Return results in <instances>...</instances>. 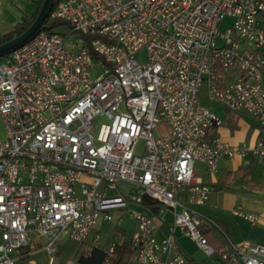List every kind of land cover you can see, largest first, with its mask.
<instances>
[{
	"label": "built area",
	"instance_id": "built-area-1",
	"mask_svg": "<svg viewBox=\"0 0 264 264\" xmlns=\"http://www.w3.org/2000/svg\"><path fill=\"white\" fill-rule=\"evenodd\" d=\"M47 20L68 32L40 31L0 65V264L24 259L32 236L46 239L50 255L63 236L81 243L143 197L173 223L158 237L152 217L131 213L135 264H188L175 229L207 258L264 264L262 246L212 247L203 218L180 199L184 191L204 205L214 190L194 178L195 162L215 173L222 157L264 158V0H64ZM201 88L254 120V146L207 139L222 120L200 103ZM159 126L167 130L155 135ZM122 181L135 193L118 192ZM232 213L257 220L240 206Z\"/></svg>",
	"mask_w": 264,
	"mask_h": 264
},
{
	"label": "crops",
	"instance_id": "crops-1",
	"mask_svg": "<svg viewBox=\"0 0 264 264\" xmlns=\"http://www.w3.org/2000/svg\"><path fill=\"white\" fill-rule=\"evenodd\" d=\"M37 7L38 0H0V35L9 32L13 27L32 16ZM206 101L201 103L200 97V103L222 120L221 126L207 132L208 140L218 139L231 146L246 144L252 147L256 144L260 131L251 117L240 112H231L222 105L211 103L207 99ZM193 176L200 184L213 187L214 190L209 200L204 205L193 204L188 200L184 191L180 193V199L185 208L203 218L201 232L209 244L217 250L222 247L229 249L230 244L240 242L264 247V158H258L251 153L231 159L222 157L217 163L215 173L208 171L205 165L195 162ZM122 186L128 190L124 191ZM134 189L135 185L124 181L117 184V191L124 196L132 195L131 192H134ZM237 206L255 215L257 220L250 223L233 215L232 212ZM152 208H157L159 212L156 213ZM127 210L130 215L132 212H139L152 217L159 226L158 237L166 235L169 226L173 223L172 212L160 204L151 207L143 204L142 201L141 203L128 202L125 211H118L119 225L114 226L108 242L102 243L100 230L95 229L98 223H103L102 220L97 222L81 243L69 240L65 236L61 237L56 252L52 255L43 249L46 244L45 238L32 236L28 248L24 250L26 257L17 264H81L80 257L88 254L92 249L103 251L112 242L117 246L129 243L130 236L135 230L132 217V231L126 232L120 227ZM96 236L99 238L97 245H95ZM174 240L179 251L186 256L188 264H229L218 254L211 258H207L203 253L198 256L200 250L195 243L178 229L174 231ZM119 264H135V262L132 256L129 259H122Z\"/></svg>",
	"mask_w": 264,
	"mask_h": 264
},
{
	"label": "trees",
	"instance_id": "trees-1",
	"mask_svg": "<svg viewBox=\"0 0 264 264\" xmlns=\"http://www.w3.org/2000/svg\"><path fill=\"white\" fill-rule=\"evenodd\" d=\"M43 1L44 0H38L37 10L32 16H30L29 18L24 20L22 23L13 27V29L10 30L9 32H7L3 35H0V44H3L5 42L13 39L14 37L20 35L21 33H23L36 19L37 15L39 13V10L43 4ZM63 1L64 0H54L53 8H55L58 4H60ZM62 25H64V23L61 21L46 20L44 22V24L42 25V27L38 30V32H40V31L51 32V31L56 30L58 27H60ZM12 51L13 50L6 52V53H3V54H0V57H7ZM166 130L167 129L164 128L163 126H159V128H158L159 133H163ZM142 202H143V204H145L147 206H151V207H153L155 204H158L157 202H155V201H153L147 197H143ZM152 209L155 210L156 213L159 212V210L157 208H152ZM132 256H133V253L130 249L129 243H125V244H123L121 246H117L115 248L114 255L110 259V264H119L120 261H122V259H124V258L129 259ZM103 259H104L103 251L98 250V249H92L88 254L82 255L79 259V262L81 264H101Z\"/></svg>",
	"mask_w": 264,
	"mask_h": 264
},
{
	"label": "rangeland",
	"instance_id": "rangeland-1",
	"mask_svg": "<svg viewBox=\"0 0 264 264\" xmlns=\"http://www.w3.org/2000/svg\"><path fill=\"white\" fill-rule=\"evenodd\" d=\"M225 26H226V22H224L221 25L220 29L222 30ZM56 30L58 32H60V33H67L68 32V30H67L65 25H62V26L58 27ZM73 39H74V37L72 36L70 38V41L73 40ZM141 53H142V57H145V52L142 51ZM4 58L5 57H0V65L4 62ZM200 97H201V103L207 102L206 98L204 96V88H201ZM157 133H159V131L155 132V135H157ZM4 135H5L4 125H3V123H2V121L0 119V139H3ZM143 148H144V141L139 140L138 143H137V146H136L137 154H142ZM122 187H123L122 189L124 191L128 190L125 186H122ZM131 193L134 194L135 192H131ZM127 207H128V204H127ZM111 217L113 219L111 222H103L102 224L98 223L96 225V227H95L96 230L97 229L100 230L102 243H104V241L108 242V238L110 237V233L114 230L115 223L120 218L118 211H112L111 212ZM120 227H121V230L126 231V232H130L133 229L131 215H130V212L128 210L126 211V213L124 215V218H123V220L120 223ZM201 254H202V252L199 251L198 252V256H201Z\"/></svg>",
	"mask_w": 264,
	"mask_h": 264
},
{
	"label": "water",
	"instance_id": "water-1",
	"mask_svg": "<svg viewBox=\"0 0 264 264\" xmlns=\"http://www.w3.org/2000/svg\"><path fill=\"white\" fill-rule=\"evenodd\" d=\"M53 4H54V0H44L34 22L20 35L14 37L13 39L3 44H0V54L18 48L19 46L24 44L27 40H29L31 37H33L42 27L44 22L47 20L53 8Z\"/></svg>",
	"mask_w": 264,
	"mask_h": 264
}]
</instances>
